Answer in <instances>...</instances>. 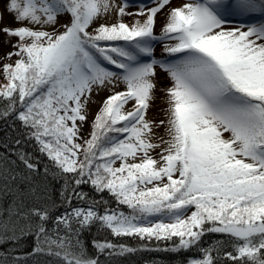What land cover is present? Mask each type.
<instances>
[{
	"label": "snow or ice",
	"instance_id": "1",
	"mask_svg": "<svg viewBox=\"0 0 264 264\" xmlns=\"http://www.w3.org/2000/svg\"><path fill=\"white\" fill-rule=\"evenodd\" d=\"M171 3L8 0L18 26L0 28L14 49L3 59H16L0 65V120L21 138L0 145V264H111L153 250L264 264V0ZM161 72L167 120L156 124L147 112ZM161 126L168 138L153 142ZM94 227L147 243L86 240Z\"/></svg>",
	"mask_w": 264,
	"mask_h": 264
},
{
	"label": "rangeland",
	"instance_id": "2",
	"mask_svg": "<svg viewBox=\"0 0 264 264\" xmlns=\"http://www.w3.org/2000/svg\"><path fill=\"white\" fill-rule=\"evenodd\" d=\"M117 3H120L121 0H116ZM137 3H139V0H136ZM147 2V1H144ZM184 2V0H172V3L170 6L174 7L177 6L178 4ZM8 3V0H0V13H3V19L0 20V28L4 26L8 27H16L18 26L17 23L14 20L13 14L7 12L5 10V6ZM136 10L135 7H129L128 11L129 12H134ZM167 9H165V12ZM125 18H130V17H125ZM66 18L61 17L60 18V24H63L65 22ZM116 16L115 14L107 17V18H101L97 20V24L99 23H112L115 22ZM164 22V13L158 14L157 18V25H156V32L159 34L158 30L160 29L162 23ZM58 29L60 28L59 25L57 26ZM7 38L4 36L3 33H0V65H2L5 62H14L16 57L13 56L10 61H5L3 57L5 54L9 51H13L14 49L11 48V45L8 43H5V40ZM156 48V54L159 57L160 53L162 52L163 49V44L162 43H157L155 45ZM5 83L4 77L2 73H0V84ZM168 86H170V82L166 79V74L164 73H159L157 77V89L155 92V100L152 102L148 112H147V119L154 121L156 124H159L161 120H167V117L165 115V109L168 107L167 104V95L164 89H166ZM124 85L120 84L117 86L115 89L116 91H122L124 90ZM110 93L107 90H102L100 91L99 95H97L95 92L92 95V101L88 105L89 109V117H88V123H85L83 125V128L81 129L80 135L81 137H84L85 134L89 131L91 122L101 107L103 99L109 95ZM132 104H128L125 106V110H131ZM79 123V122H78ZM154 141L153 142H159L160 137H163L164 139H167L166 131H165V126H161L159 128H154ZM88 134V133H87ZM161 147H164V145H161ZM160 152V149L157 148L155 151H153L152 155L156 158H158V154Z\"/></svg>",
	"mask_w": 264,
	"mask_h": 264
},
{
	"label": "trees",
	"instance_id": "3",
	"mask_svg": "<svg viewBox=\"0 0 264 264\" xmlns=\"http://www.w3.org/2000/svg\"><path fill=\"white\" fill-rule=\"evenodd\" d=\"M140 1V0H139ZM147 1V0H144ZM126 22H130L133 18H124ZM59 31H62V28L58 29ZM160 29L158 30V32ZM91 132V127L89 131L85 134L83 139H87L89 137V134ZM18 138H21V131L19 124L15 126V129L11 126V121H4L0 120V145H8L9 147H14V141ZM82 142V141H78ZM22 147L25 148V150L32 152L35 156H39L35 145L31 142L22 145ZM6 149L4 147H0V153L5 152ZM15 159V157H12ZM41 163H47V158L42 157ZM119 162H117L118 166ZM85 191H90V188L85 186ZM105 199H109L107 193L104 194ZM113 206H115L113 204ZM126 210V209H125ZM93 238L96 239H104L107 238L109 240H113L114 243H125L133 247H139L142 243H147L146 241H140L138 239H133L130 237H124L119 239H114L110 232L107 230L102 232H97L96 228L94 227L90 233H87L85 235L86 240H91ZM218 237L215 235L205 237L206 241L217 239ZM155 242H153L150 247H154ZM163 247V244L161 245V248ZM28 250V249H25ZM89 251H94L93 249L89 248ZM193 255V252H181V253H172V252H165V251H138L135 254H130L122 258L114 259L111 261V264H184L186 259ZM102 264H108L107 261L104 260L103 257H101Z\"/></svg>",
	"mask_w": 264,
	"mask_h": 264
}]
</instances>
